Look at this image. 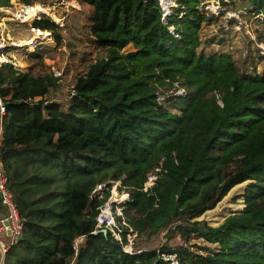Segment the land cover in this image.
<instances>
[{
    "label": "trees",
    "instance_id": "1",
    "mask_svg": "<svg viewBox=\"0 0 264 264\" xmlns=\"http://www.w3.org/2000/svg\"><path fill=\"white\" fill-rule=\"evenodd\" d=\"M78 1L93 9L91 41L106 55L77 78L67 110L48 100L60 86L53 73L0 65V166L23 227L0 264H172L166 256L177 264H264V71H243L231 54L198 52L202 25L216 20L201 8L212 0H176L167 25L160 0ZM239 5L264 16V0ZM34 28L58 30L49 19ZM53 49L29 57L41 66ZM178 88L185 97L169 94ZM158 168L159 182L146 192ZM118 181L133 193L129 226L140 238L165 233L160 250L126 253V227L123 242L95 234L110 193L93 192ZM244 183L240 213L219 227L199 220ZM7 216L0 197V222ZM194 238L215 250H192Z\"/></svg>",
    "mask_w": 264,
    "mask_h": 264
},
{
    "label": "rangeland",
    "instance_id": "2",
    "mask_svg": "<svg viewBox=\"0 0 264 264\" xmlns=\"http://www.w3.org/2000/svg\"><path fill=\"white\" fill-rule=\"evenodd\" d=\"M52 1L55 4L49 6ZM241 1L224 0L227 5H224L220 0L203 2L201 7L205 12L209 11L214 14L216 20L202 25L199 33L198 52L206 56L231 54L243 71L261 73L264 71V42L259 41V37L264 34V16L250 12L253 7H249L248 10L242 9L243 7L239 5ZM11 3L13 7L0 10V65L11 64L17 70L30 72L36 77L54 73L60 78V86L51 92L48 100L59 103L63 110H67L77 78L85 73L91 64L103 59L106 55L105 49L93 45L91 41L90 26L93 9L79 3L78 0H47L45 4H35L32 7L23 5L19 0H11ZM160 4L163 7V22L167 25L171 21L170 17L175 14L176 0H160ZM235 6H239L238 9L242 10H234ZM43 9H47L49 13H40V10ZM41 18L42 20L49 19L58 26V30L52 33L35 29V22ZM169 29L172 34L178 33L174 26H170ZM37 32L42 34L35 40L32 50L30 46H18L22 41H31ZM57 36L61 38L60 45L57 42ZM176 36L179 37V34ZM40 46L54 48L46 56L44 65L41 66L29 57V54ZM169 94L174 97H185L187 93L178 88L177 91H172ZM159 100L165 101L166 97L160 95ZM167 106L173 110L171 104ZM248 184L236 186L214 210L208 211L199 220H203L213 227H219L229 216L240 213L245 207L243 195ZM124 190L120 188L119 194H122ZM119 194H116L118 197L115 196V199L121 200ZM128 208L126 206L125 211ZM125 211L124 219L121 217L117 220V225L122 232L123 226L129 225ZM117 231L114 229L115 234ZM131 232L129 229L127 240L128 243H132L133 251L127 250V246L124 248L132 254L154 248L160 250L167 242L165 233L140 238L138 233ZM122 235H115L116 239L123 240ZM12 240L7 237L5 245L9 247L14 241ZM82 243L83 240L79 239L76 246L79 247ZM178 244H182V242L179 240L171 242L172 246ZM190 246L192 250L202 254L210 253L216 248L215 245L198 238L191 240ZM2 256L4 262L6 254L2 253ZM164 258L171 260L172 264H177L175 256Z\"/></svg>",
    "mask_w": 264,
    "mask_h": 264
},
{
    "label": "built area",
    "instance_id": "3",
    "mask_svg": "<svg viewBox=\"0 0 264 264\" xmlns=\"http://www.w3.org/2000/svg\"><path fill=\"white\" fill-rule=\"evenodd\" d=\"M0 10H2L1 7H0ZM173 35L176 38H178L176 34L173 33ZM55 77H58V76H55ZM4 113H5V107L3 104V100L0 97V116L2 117ZM160 173H161V168H158L155 170L154 173H152L149 176L148 181L145 184V189H144L146 192L152 189L153 187L157 186L159 179H160ZM7 183H8L7 177L0 166V197L2 199V204L8 210L7 218H5L4 220L0 222V252L1 254L3 253L4 255L7 253L10 246L7 247L5 245V242L1 238V233L5 234L6 236L8 235L9 238H12L13 240H15L16 238L22 235V231H23V227H22V224L20 223L19 214L16 208L14 196L7 188ZM122 184H123L122 181H118V182H110L108 184L99 185L96 188V190L93 192V195L98 196L100 199H103L106 193H110V197L108 198L106 203L103 205L101 212L97 218V229L98 230H108V232L111 233L112 236L115 238H116L115 235L121 236L123 233L122 230L117 225V220L121 219V217L123 218L126 206L132 201V197H133L132 196L133 193L129 191L128 189H125L122 192V194H119L120 192H118V190L122 188L121 186ZM116 194H119V196L121 197V200L115 199ZM6 222L8 223V225H6ZM125 227L128 229H131V231L134 232V230L129 225ZM114 229L118 230L116 234L114 233ZM9 234L11 236H9ZM127 235H129V233H127ZM119 241L123 242V240H119ZM125 246H127L126 247L127 250L129 249V251H133L131 242L127 243ZM76 247L78 248V245ZM127 250H125L124 248V251L126 253L132 254L131 252ZM142 252H145V251H139L134 254L136 255Z\"/></svg>",
    "mask_w": 264,
    "mask_h": 264
},
{
    "label": "bare ground",
    "instance_id": "4",
    "mask_svg": "<svg viewBox=\"0 0 264 264\" xmlns=\"http://www.w3.org/2000/svg\"><path fill=\"white\" fill-rule=\"evenodd\" d=\"M40 11H41L40 13H49V11L47 9H43V10H40ZM52 17L55 18L54 15H52ZM41 34H42L41 32H37L36 35H35V37L31 41H22L21 43L18 44V46H20V47L30 46L31 47V50H32V48H33L32 46H33L35 40L38 39V38H40ZM115 196L117 197V195H115Z\"/></svg>",
    "mask_w": 264,
    "mask_h": 264
},
{
    "label": "water",
    "instance_id": "5",
    "mask_svg": "<svg viewBox=\"0 0 264 264\" xmlns=\"http://www.w3.org/2000/svg\"><path fill=\"white\" fill-rule=\"evenodd\" d=\"M40 20H42V18H41ZM1 130H2V119H1V116H0V135H1ZM6 225H8L7 222H6ZM101 233H103V234H105V235H108V230H97V231L95 232L96 235H97V234H101Z\"/></svg>",
    "mask_w": 264,
    "mask_h": 264
},
{
    "label": "crops",
    "instance_id": "6",
    "mask_svg": "<svg viewBox=\"0 0 264 264\" xmlns=\"http://www.w3.org/2000/svg\"><path fill=\"white\" fill-rule=\"evenodd\" d=\"M0 138H1V137H0ZM9 236H11V235L9 234ZM7 237H8V235L6 236L5 234L1 233V238H2V240H3L4 242L6 241ZM11 240H12V238H11ZM12 241H13V240H12Z\"/></svg>",
    "mask_w": 264,
    "mask_h": 264
}]
</instances>
